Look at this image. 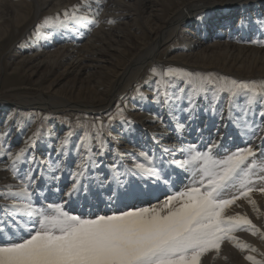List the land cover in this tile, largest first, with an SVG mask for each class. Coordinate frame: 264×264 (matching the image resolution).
Wrapping results in <instances>:
<instances>
[{"label":"bare ground","instance_id":"6f19581e","mask_svg":"<svg viewBox=\"0 0 264 264\" xmlns=\"http://www.w3.org/2000/svg\"><path fill=\"white\" fill-rule=\"evenodd\" d=\"M73 1L43 0L38 12L49 8V13H54ZM27 2L2 0L0 9L12 6V9L7 11L9 13L17 12L21 7L30 10ZM83 4V9L78 13L87 19L79 24L74 23L77 24L75 26H67L66 29L54 27L40 32L38 39L26 46V51L32 56L21 61L24 65H36V69L46 65L57 66L50 67L52 69L60 68L61 77L64 79L73 77L74 82L69 91L71 95L67 96L62 92L60 94L45 92L35 98L6 93L4 96L0 95V123L5 120L0 135L4 136L5 148H8L5 144L6 133L18 128L13 120L17 112L16 107L30 105L54 113L85 110L95 116L100 115L111 110L122 100L128 89H132L138 83L145 66L153 62L158 63L155 59L161 46L177 39L180 34L186 37L185 46L180 49L181 53L172 59L184 62L183 64L196 75L207 69H217L235 76L246 74L245 77L251 80L264 82V0H226L224 4H218L214 0L189 1L166 18H162L159 4L154 0H86ZM89 6L93 11H89ZM144 10L148 13L145 19L142 17ZM1 11L0 23L3 24L11 15L3 16ZM95 11H99V15H94ZM208 13L211 15L208 16ZM202 15L203 17H200ZM18 16L13 19L18 25L27 19V16ZM132 19L136 21L150 19V38L144 48L127 61L124 67H119L122 65L124 51L121 46V40L125 35L123 27ZM189 24L190 26H187ZM135 29L139 31L138 28ZM63 80L61 78L60 82L53 83L47 90L55 91L54 87L59 84L61 86ZM107 80L108 85H103ZM150 84L147 83L142 90L133 88L135 91L130 92V95H133L130 97L132 111L142 113L140 124L136 126L130 122L113 128V138L106 141L103 154H99V144L95 145L93 149L97 153L93 157L95 163L90 165L80 178L79 190L71 198L64 193L71 189L74 183L72 173L78 170L80 155L75 147L78 144V137L69 136L66 126L60 124L54 134L42 141L40 146L38 144L35 148H28V152L32 151L30 154L35 157L31 167L35 172L33 174L38 177L35 181L37 203L67 201L66 210L85 217L90 214H111L114 211L144 207L148 204L149 207L159 208L166 196L171 194L170 189L179 190L190 182L189 173L172 162L184 157L179 151L181 147L197 144L204 149L210 140H216L220 147L215 151L223 156L228 150H235L246 143L260 144V140L252 135V130L244 127V122L245 120L249 123L260 122L262 118L259 112L264 108V100L258 98L256 103L248 105L246 103L248 94L243 93L231 99L225 96L218 104L213 98L211 100V97L205 98L203 95L196 97L194 105L191 106L186 98H179L181 100L176 101L169 96L168 103L150 102L148 95L151 90L156 89V86L153 89V85ZM62 87L65 86H61L60 90ZM180 89L182 87L178 88L181 94ZM82 94L84 95L81 96ZM99 94L104 96L99 97ZM161 97L162 95L159 99ZM159 99L155 100H164ZM103 102L106 104L100 106L93 104ZM190 107L191 111L188 110ZM16 133L18 131L11 134L13 138ZM32 134L33 130L26 136L24 143L11 151L15 153L25 148V142ZM65 138L69 139V146L64 154H61V142ZM113 139L121 141L125 148L118 149ZM165 148L174 149L175 155L165 153L163 151ZM121 150L125 153L120 152ZM53 151H56L55 154ZM141 151L153 157L156 166L162 169V175L169 180L168 184L141 180L127 172L134 160L141 159L139 158ZM4 156L6 155L0 153V196L6 191V186L18 184V180H14L8 170L10 161L8 158L3 161ZM43 156L48 159H44ZM57 162L61 164L59 169L55 168ZM74 162L75 167L72 166ZM114 166L117 172L124 174L117 177L113 171ZM28 167L27 164L20 165L23 170H27ZM41 179L46 183L45 186ZM66 180L67 182H64ZM140 185L143 186L141 190ZM43 187L44 196L40 195ZM83 198L86 199L85 202H82ZM253 198L257 201L258 211L241 200L228 210V214H246L257 228L264 231V196L257 193ZM157 200L159 204L156 203ZM2 201L6 200L0 198V205ZM11 226L10 230L2 225L0 228L12 232L14 222ZM21 233L27 235L23 229ZM236 235L241 242L264 252V240L258 235L254 236L247 231L237 232ZM2 239L3 234L0 233V240ZM248 254L256 255L242 252L226 242L218 256L208 253L202 258V264H249L244 258ZM257 259L261 257L257 256Z\"/></svg>","mask_w":264,"mask_h":264},{"label":"snow or ice","instance_id":"6c2138e0","mask_svg":"<svg viewBox=\"0 0 264 264\" xmlns=\"http://www.w3.org/2000/svg\"><path fill=\"white\" fill-rule=\"evenodd\" d=\"M89 11H93L90 6ZM78 12V9L71 13L65 11L63 19L46 17L38 27H67L68 22L79 24L87 17ZM94 15H99V11ZM152 72L160 77L158 83L161 85L174 87L171 78L183 81L190 91L187 97L190 106L194 105L196 97L203 95L207 98L212 91L226 92L229 99L240 92L247 93L248 105L256 103L258 98L264 100V82L232 80L225 83L173 67L162 74L155 68ZM159 95L165 99L158 102H169L167 92L158 90ZM188 110L191 111V107ZM259 116L262 119L258 124L244 122V127L251 129L252 135L260 140L259 145L246 143L228 150L223 156L215 151L220 147L216 140H210L204 149L197 144L181 147L179 151L184 157L172 162L189 173L191 179L179 190L170 189L171 194L166 196L161 207H133L87 217L66 210L67 201L36 202L35 181L38 177L33 174L31 165L35 157L28 148L35 147L38 133L29 138L25 148L15 153L10 147L5 148L4 136L0 135V153L7 156L10 161L8 170L13 179L18 180V184L6 186L0 196L9 201L0 211L15 225L12 232L0 228L3 234L0 264H202L206 254L218 256L226 242L242 252L255 253L245 255L249 264H264V252L241 242L236 235L247 231L264 240V231L257 228L246 214H228V210L241 200L258 211L254 194L264 196V159H261L264 157V108ZM92 127L97 129L96 135L93 137L85 132L75 146L80 160L78 170L72 173L74 183L64 193L69 198L79 190L80 178L95 163L93 157L97 153L93 151V140L100 146L99 154H103L104 142L100 136L103 125ZM68 146L69 139L65 138L61 142V154ZM163 151L175 155L174 149L165 148ZM139 158L127 169L128 173L153 183H169L153 157L141 151ZM22 164L29 166L27 170L20 168ZM60 167V163H55L56 169ZM113 171L117 177L124 174L117 172L115 166ZM21 229L27 235L22 234Z\"/></svg>","mask_w":264,"mask_h":264},{"label":"rangeland","instance_id":"374dc122","mask_svg":"<svg viewBox=\"0 0 264 264\" xmlns=\"http://www.w3.org/2000/svg\"><path fill=\"white\" fill-rule=\"evenodd\" d=\"M27 1H28L27 2L28 6H30V10L26 9V7H21L19 8V11L17 12L12 11L11 13H9L7 11L11 10L12 6H8L7 8L0 9V11L2 10L1 14L3 13L2 14L3 16L11 15L10 18L9 17L6 18L3 24L0 23V95L4 96L6 94H9V95H18L22 97L35 98V97H39V95L45 92H56L57 94H60V92H62V94L64 93V95L70 96L71 93L69 91L71 89V85L74 82L72 81L73 77H68L64 79L63 77H61L62 70L60 68H53V69L50 68L57 66L46 65L39 69H36L37 67L36 65L34 64L24 65L23 63H21V61L23 59L32 56V54H30L29 51H26V46L31 41L37 40L39 35L43 31L54 28L47 26L38 27L39 25L42 24L43 20L46 17L59 16L61 19H63V13L65 11L71 13L73 9H78L80 13V10L83 9L82 5H84L83 3H85L86 0H74L71 4H67L64 7V9L54 11V13H49V8H45L42 11L38 12V7L43 5V0H27ZM154 1L159 4V10H161L160 15H162V18H166L171 12L176 10L178 7L186 4L189 1L193 2L198 0H154ZM214 1L218 2V4H224L226 0H214ZM9 4L12 5L13 3H9ZM18 15L21 17L22 15L27 16V19L21 21L19 25L13 22V19L16 18V16ZM207 15L209 16L211 14L208 13ZM147 16L148 13L147 11L144 10V14L142 17H144L145 19L147 18ZM200 17H203V15ZM142 20L136 21L135 19H132L130 20L128 25H125L123 27L125 31L124 32L125 35L121 40L122 42L121 46L124 49V51L122 53L123 55L122 57L123 60L121 62L122 65H120L119 67H124L127 61H129L133 56H135L140 49L144 48V46L147 44L150 38V34H149V28L151 27L149 23L150 19L149 20L146 19L144 21ZM75 25L77 24H74V22L67 23V26L69 27ZM187 26H190V24ZM58 28L61 29L63 27H58ZM66 28L67 27H64L63 29ZM135 28H138L139 31H137ZM185 39L186 37H184L183 34L182 35L180 34V36H178L177 39H174L173 41H170L162 45L159 51L157 52L155 59L158 63L153 62L152 64L151 63L147 64L145 66L146 68L144 73H142L138 79V83L133 87L136 88L137 90L140 89L142 90V88H144L147 83L149 84L151 83L150 85H153V89L156 86V89L151 90V92L148 95L149 97L148 99L150 102L151 101L158 102V100H155V99H159L160 96V95L158 96V90L159 92L164 90L163 92H167L168 93L167 95L170 98L173 97L172 98L173 100L176 101L181 100V99H177L176 97H180L182 99L186 98V100H188L187 97L188 95H190V91L188 89V86L183 81L176 78H171L170 83L174 82L175 85L174 87L168 85H161L158 83L160 77L154 75L152 72V69L155 68L157 69L158 72H161L162 74V72L167 68L173 67L180 70H187L195 74L194 71L188 69V67L185 64H183L184 62L181 61L179 62L178 60L172 59L175 56H177L179 53H181L182 50L181 48L185 46ZM198 76L210 77L214 81H223L225 83H228L232 80H235L237 82H252V81L257 82V80L254 79L251 80L245 77L246 74H240L238 76H235L232 73H228V72L222 73L217 69H207L201 73H198ZM61 78L62 80L64 79L63 82L61 83V86H65L61 88L62 90H60L61 87L60 84L57 87H54L55 91L47 90L48 88H50V86L53 83L57 81L60 82ZM165 79L169 80V78H165ZM105 84L108 85V80L103 85ZM179 87H182V89L184 90L182 91L181 94L178 91ZM133 88L128 89V92L126 93L125 96L122 97V100H120V102H118L111 110H108L96 116L90 114L85 110L67 111L64 113L57 111V113H54V111L42 109V108H36L30 105L16 107L17 112L14 115L13 120H14V124L17 125L19 129L16 127L14 128L15 129L14 131H12L11 129L10 132L6 133L5 138L7 142L5 144H7V146L10 147L11 150L16 147H19L22 143H24V140L26 139V136L29 134V132L33 130V134L31 137H33L34 134L38 133V135L36 136L35 147L38 146V144L40 146L42 141L49 139L54 134L57 126H60V124L66 126L68 132L71 133L70 135L71 137H78L79 139L78 143H79L81 138L84 136L85 132H87L90 136L93 137L96 135L97 129L93 128L92 125L102 124L103 127L100 130V136L105 146L107 144L106 141L109 140L111 141V139L113 138L112 135L113 128L118 127L121 124L130 123V122L138 126L140 124L139 122L142 121V119H140L142 113L141 112L137 113V111H132V106L130 104V97L133 96L130 95V92L135 91L133 90ZM243 93L244 92H240L237 95H241ZM83 95L84 94H82L81 96ZM100 96L103 97L104 95L99 94V97ZM225 96H229V94L226 92L216 93L214 91L208 93V97H211V100L213 98L216 104H218L220 101H223ZM161 99H165V97L162 96L159 100ZM93 104L100 106V105H105L106 103L103 102L100 104L99 103L98 104L93 103ZM121 112L123 113L122 116H121ZM4 123L5 120H2V123H0V130L2 129V126H4ZM15 131L16 132L18 131V133H16L17 135L13 138L11 134L14 133ZM29 138L27 140H29ZM114 141L117 143L114 144L119 147L118 149L125 148V145L121 143V141H116V140ZM97 144L98 143H96L95 140H93V149ZM35 147H30L29 149ZM31 152L32 151H30V153ZM53 152L55 154L56 151ZM120 152L125 153L124 150H121ZM43 157L44 159H48L46 156ZM6 160H7V156H4L3 161ZM72 164H73L72 166L75 167V162ZM65 177L66 176H64V178ZM64 182H67V180ZM42 184L44 186L46 185V183H43V180H42ZM145 188L146 187H144V189ZM141 189H143V186L140 185V190ZM43 193H45L44 187L40 195L44 196ZM85 200L86 199L83 198L82 202H85ZM82 202L81 204H83ZM7 203L8 202L6 201H2L0 208H2ZM156 203L159 204V201ZM146 206L149 207V204L145 205L144 207ZM11 223L13 222H10V218L5 217L3 211H0V225H2L3 227L5 226L7 227V229L10 230L12 228Z\"/></svg>","mask_w":264,"mask_h":264}]
</instances>
